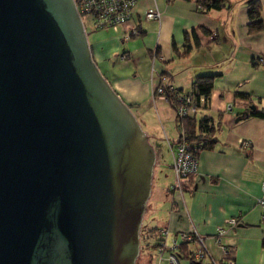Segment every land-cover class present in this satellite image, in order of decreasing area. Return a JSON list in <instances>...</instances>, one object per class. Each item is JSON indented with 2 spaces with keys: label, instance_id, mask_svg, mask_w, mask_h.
Returning <instances> with one entry per match:
<instances>
[{
  "label": "water",
  "instance_id": "obj_1",
  "mask_svg": "<svg viewBox=\"0 0 264 264\" xmlns=\"http://www.w3.org/2000/svg\"><path fill=\"white\" fill-rule=\"evenodd\" d=\"M155 163L74 1L0 0V264H136Z\"/></svg>",
  "mask_w": 264,
  "mask_h": 264
},
{
  "label": "crops",
  "instance_id": "obj_2",
  "mask_svg": "<svg viewBox=\"0 0 264 264\" xmlns=\"http://www.w3.org/2000/svg\"><path fill=\"white\" fill-rule=\"evenodd\" d=\"M226 1L230 7L202 12L195 0H139L133 22L139 25L140 35L124 39L123 29L93 30L98 32L89 44L98 68L148 137L156 138L163 128L169 156L156 172L159 183L147 201L146 229L166 226L174 234L197 232L206 238L210 255L194 264H214L213 259L225 264L212 236L227 218L235 217L238 222L227 227L222 243L235 264H264V205L259 203L264 195V115H252L264 113V63L254 62L256 56L264 57V0L262 29L254 33L247 25L250 0ZM153 8L161 12L160 20L144 17ZM154 48L165 61L152 65ZM122 52L131 58L121 61ZM162 74L184 92L192 91L196 77L214 76L209 96L198 97L196 115L211 118L213 145L200 151L197 172L183 178V191L175 194L169 189L173 182L170 144L178 141L179 131L173 107L154 96ZM162 175L166 177L163 186ZM197 247L194 241L187 243V250Z\"/></svg>",
  "mask_w": 264,
  "mask_h": 264
},
{
  "label": "built area",
  "instance_id": "obj_3",
  "mask_svg": "<svg viewBox=\"0 0 264 264\" xmlns=\"http://www.w3.org/2000/svg\"><path fill=\"white\" fill-rule=\"evenodd\" d=\"M77 12L79 13L85 30L89 26L92 30L111 29L118 31L123 29V38L129 39L140 35L139 25L133 22L135 8L139 0H73ZM146 19L160 20L161 12L153 8L144 13ZM87 31V30H86ZM130 54L122 52L119 55L121 61L129 60ZM152 65L155 61H165V57L160 54L157 48H154L151 54ZM256 64H263L264 57L258 55L254 58ZM153 68V67H152ZM172 85L167 77L162 74L160 81L154 89L155 98L163 99L171 105L174 101L175 126L179 131V139L171 146V163L170 167L173 173V182L170 184L172 193H180L183 191V178L197 172L198 165V148L194 142L187 139V135L183 129L181 119L194 116L198 112V106L195 99L184 91H178ZM231 106L228 105L227 109ZM243 145L248 146L250 142H244ZM264 194V181L261 184ZM264 205V195L259 200ZM264 219V213L262 214ZM238 222L235 217L227 218L222 225L217 227L215 234L212 236L213 241L217 244L223 253L225 264H235L231 256V251L227 245L222 243V238L227 231V227ZM155 249L157 264H180V252L182 245L192 241L197 243V248L193 251L192 257L199 261L210 255L207 247L206 238L194 231H185L174 234L166 226H159L156 230ZM214 264H222L213 259Z\"/></svg>",
  "mask_w": 264,
  "mask_h": 264
},
{
  "label": "trees",
  "instance_id": "obj_4",
  "mask_svg": "<svg viewBox=\"0 0 264 264\" xmlns=\"http://www.w3.org/2000/svg\"><path fill=\"white\" fill-rule=\"evenodd\" d=\"M197 7L200 11L205 12L212 9H222L226 7H230V4L226 0H195ZM247 16H248V31L250 33L257 32L262 29L263 18H262V3L261 0H250L247 4ZM213 75H201L196 77V79L192 83V91L188 92L196 101L198 110L200 104L198 102V97L200 95L208 97L211 89L213 88ZM178 91H183L181 89H177ZM237 96L245 97L244 93H236ZM171 106L174 107V101H171ZM198 113V112H197ZM183 118L181 122L183 124V129L187 135V139L190 142H194L198 148V154L204 148H209L213 145L212 135L215 130V126L212 123L210 117L204 116L201 119H197L196 115ZM252 115L263 116L264 113L261 111H254ZM158 227L150 228L146 230L145 236L149 238L150 236L154 237V241L150 244V247H155V235ZM182 251L180 252V257L186 259L190 264L197 263L196 260L193 259L192 253L193 251L187 250V244L182 245ZM231 256L232 253H231Z\"/></svg>",
  "mask_w": 264,
  "mask_h": 264
},
{
  "label": "rangeland",
  "instance_id": "obj_5",
  "mask_svg": "<svg viewBox=\"0 0 264 264\" xmlns=\"http://www.w3.org/2000/svg\"><path fill=\"white\" fill-rule=\"evenodd\" d=\"M86 30H87L86 34H87V37H88V41H90L92 39V35L94 33L98 32V31L92 32L93 30L90 29L89 26H87ZM154 122L156 123V121H154ZM158 124L160 125L161 123L159 122ZM140 125H141V123H140ZM164 125H165L166 129H168V124L164 123ZM173 126L174 125H172V127ZM158 132H159L158 136L155 135V137L157 139L152 137L151 135L149 137V141L154 146L155 151H156V163H155V166H154L153 181H152V189H154V190L156 188V185L158 186V183H159V181H157V178H156V176L158 177V175H159V173H158V175H156V172H157V170L159 168V165H161V162H162V164H163V162H166L167 157L169 156V154H168V152H167V150L165 148L166 146L163 144L164 143L163 140H165L163 128H159ZM161 138H162V140H161ZM161 177H162L161 185L163 186L164 183H165L166 177L164 175H162ZM165 209H166L165 207L162 209L163 212L165 211ZM156 214H157V216L160 217L159 213H156ZM143 218H144V222H142L143 225L141 226V230H140V254H139V256L136 259V264H157L156 263V259H155L156 254H157L156 249L153 248V247H150V244L154 241V237L153 236H150L149 238L144 237L145 236V232L148 229V227L146 229V226H148V225H146V223L148 222L147 214ZM157 219L159 220L158 217H157ZM149 225H151V224H149ZM155 238H156V236H155ZM180 264H186V262L183 261V260H180Z\"/></svg>",
  "mask_w": 264,
  "mask_h": 264
}]
</instances>
